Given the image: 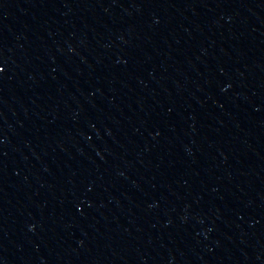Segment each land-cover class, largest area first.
<instances>
[{"label": "water", "instance_id": "95a60500", "mask_svg": "<svg viewBox=\"0 0 264 264\" xmlns=\"http://www.w3.org/2000/svg\"><path fill=\"white\" fill-rule=\"evenodd\" d=\"M0 264H264V0H0Z\"/></svg>", "mask_w": 264, "mask_h": 264}, {"label": "snow or ice", "instance_id": "6c2138e0", "mask_svg": "<svg viewBox=\"0 0 264 264\" xmlns=\"http://www.w3.org/2000/svg\"><path fill=\"white\" fill-rule=\"evenodd\" d=\"M0 71H2V69H0Z\"/></svg>", "mask_w": 264, "mask_h": 264}]
</instances>
